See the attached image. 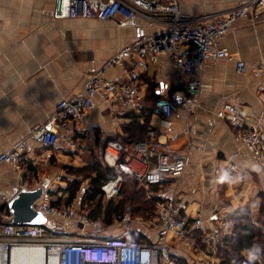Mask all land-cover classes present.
Wrapping results in <instances>:
<instances>
[{
    "label": "crops",
    "instance_id": "obj_1",
    "mask_svg": "<svg viewBox=\"0 0 264 264\" xmlns=\"http://www.w3.org/2000/svg\"><path fill=\"white\" fill-rule=\"evenodd\" d=\"M240 1L178 0V3L184 16L198 17L227 11ZM53 5L54 0H0V153L27 139L31 129L43 124L60 100L85 85L88 75L102 71L106 79H126L128 64L103 68L117 51L139 36L162 32L160 27L139 18L124 25L115 20H55ZM219 46L248 65L264 62V13L257 21L239 20L219 41ZM203 81L201 106L193 113L178 110L166 119L153 112L150 123L162 129L168 120L171 130L180 134L173 147L189 159L177 193L183 212L192 222L200 209L206 217L219 210L232 223V213L244 208L264 233V215L259 216L264 203V170L243 141L236 138L237 129L232 121L216 116L217 110L233 103L264 122V76L257 77L249 70L240 73L234 62L218 61L207 64ZM140 83L143 103L153 105L156 96L165 97L177 86L178 75L163 54L156 65H149ZM95 102V108L82 121L87 131L73 136L72 147L63 141L53 148L30 143L22 172L8 164L0 165V185L9 195L13 197L22 188L43 187L45 194L51 193L52 202L65 204L70 195L68 187L78 184L72 203L80 210H89L82 206V201L91 179L70 169L86 167L97 160L102 162L107 142L124 140L123 126L132 121L127 115L132 112L104 101L100 95ZM113 111H118V115ZM231 166L236 170L231 171ZM101 219L100 238L128 233L152 242L157 237V231L144 223L134 221L127 228L122 222L126 229L113 227L119 220L111 209H106ZM59 224L63 223L48 217L45 226L52 230ZM64 227L65 231L56 234L57 237H80L93 232L88 227L83 229L77 219ZM198 235L197 232L194 236ZM198 244L202 251L190 247L187 239L177 237L171 241V250L179 264H207L205 245ZM248 252L243 250L244 255ZM253 258L263 264L261 257L254 254Z\"/></svg>",
    "mask_w": 264,
    "mask_h": 264
},
{
    "label": "built area",
    "instance_id": "obj_2",
    "mask_svg": "<svg viewBox=\"0 0 264 264\" xmlns=\"http://www.w3.org/2000/svg\"><path fill=\"white\" fill-rule=\"evenodd\" d=\"M263 13L264 0H242L227 11L198 17L184 16L178 0H54L52 17L55 20H115L124 25L139 18L160 27L162 32L141 35L117 51L103 70L128 64L126 79L112 81L104 78L102 71L88 75L85 85L60 100L47 120L31 129L27 139L16 143L10 151L0 153V165L8 164L22 172L30 143L53 148L63 141L72 147L73 136L87 131L82 121L95 108L98 95L127 113H141L144 109L141 77L163 54L173 63L178 75L177 86L160 98L154 108V113L166 119L178 110L190 114L201 106L203 74L208 63L230 61L240 73L249 70L257 77L264 76L263 61L248 65L219 46V41L239 20L257 21ZM118 113L113 111L114 115ZM216 116L232 121L237 129L236 138L243 141L264 170L262 118L252 117L233 103L217 110ZM179 137L180 134L171 130L170 121L165 120L162 129L151 127L143 142L116 139L107 142L102 151V161L116 172L115 178L101 187L105 199L120 197L125 174L131 175L141 187L159 188L154 194L159 199L156 214L144 222L157 231L155 240L142 242L132 239L128 233L100 238L101 226L90 218L89 210H80L74 203L56 206L48 193L34 204V209L63 224L52 230L45 225H16L9 209L13 197L0 185V264L2 254H5L6 264H13L14 255L15 259L20 258V250L33 253L30 264H40L42 254L44 264H179L171 250V241L177 237L187 239L188 245L198 251H202L198 243H203L206 263L220 264L218 251L231 236L233 225L219 210L211 211L206 217L200 209L192 222L184 214L177 193L189 159L173 147ZM230 170L236 167L231 166ZM74 219L83 229L91 228L92 234L57 237L56 234L65 231L64 224ZM122 222L130 228L134 219L127 213ZM197 232L199 235L195 237ZM239 264L259 263L256 258L245 257Z\"/></svg>",
    "mask_w": 264,
    "mask_h": 264
},
{
    "label": "trees",
    "instance_id": "obj_3",
    "mask_svg": "<svg viewBox=\"0 0 264 264\" xmlns=\"http://www.w3.org/2000/svg\"><path fill=\"white\" fill-rule=\"evenodd\" d=\"M159 99L156 96L153 105H148L144 101V109L139 114L136 112L127 114L132 121L123 126V138L126 142H143L146 140L147 133L152 127L150 125L151 117ZM70 171L77 175H85L91 179L89 190L86 192L85 198L82 201V206L85 205L90 210L89 216L91 219L100 222L102 214L106 209L114 210L115 217L119 221L129 213L126 211H130L132 217L137 212L139 217L145 220H150L155 216L156 204L159 199L154 194L158 193V187L149 189L142 187L137 190L135 188L138 182L131 175L125 174L119 200H107L103 196L101 187L107 181L115 178L116 172L114 169L105 165L103 161L100 162L97 160L86 167L71 168ZM78 189V184L68 187L67 191H69L70 195L65 204H71L73 202ZM128 189L136 190L132 194L135 195L132 196L130 191H126ZM151 193H153V196H151ZM135 203L137 205H134ZM53 204L56 206L62 205V203L56 202H53ZM263 215L264 203L259 211V216L262 217ZM231 220L233 224L232 234L229 238L225 239L218 251L220 264H239L245 257H253L260 247L264 248V233L261 231L262 227L259 228L256 226L254 216L249 211L240 208L232 213ZM130 236L132 239L142 241L134 234ZM245 249L249 250L246 255L243 254V250Z\"/></svg>",
    "mask_w": 264,
    "mask_h": 264
},
{
    "label": "water",
    "instance_id": "obj_4",
    "mask_svg": "<svg viewBox=\"0 0 264 264\" xmlns=\"http://www.w3.org/2000/svg\"><path fill=\"white\" fill-rule=\"evenodd\" d=\"M45 189H20L12 198L9 209L16 225H46L48 216L34 209V204L43 198Z\"/></svg>",
    "mask_w": 264,
    "mask_h": 264
},
{
    "label": "rangeland",
    "instance_id": "obj_5",
    "mask_svg": "<svg viewBox=\"0 0 264 264\" xmlns=\"http://www.w3.org/2000/svg\"><path fill=\"white\" fill-rule=\"evenodd\" d=\"M140 188H142L138 183H137V185H136V188L135 189H140ZM134 189V188H133ZM133 189H128V190H126V191H130V193H131V195L136 191V190H133ZM135 195V194H134ZM134 195H132V196H134ZM138 203V202H137ZM137 203H135L134 205H137ZM126 212H129L130 213V211H126ZM137 215V216H136ZM136 215L133 217V219H134V221L138 224V223H144V222H146L147 220H145V219H141L140 217H139V215H138V213L136 212ZM102 220V219H101ZM261 221H262V219H261ZM101 222V221H100ZM124 224V223H123ZM122 224V220L121 221H115L114 223H113V227H119V229H126L125 228V225H123ZM261 231H262V229H261ZM263 232V231H262ZM246 255V254H245ZM255 255H257V256H259V257H261V259H262V263L264 264V248H262V247H260L259 249H258V252L255 254ZM260 255H262V256H260Z\"/></svg>",
    "mask_w": 264,
    "mask_h": 264
},
{
    "label": "bare ground",
    "instance_id": "obj_6",
    "mask_svg": "<svg viewBox=\"0 0 264 264\" xmlns=\"http://www.w3.org/2000/svg\"><path fill=\"white\" fill-rule=\"evenodd\" d=\"M20 258L15 259V255L13 257L14 261L13 264H30L31 260L33 259V253L26 251V250H20V252L18 253ZM6 257L5 254H2V259H1V264H6L5 262ZM44 254H42L41 258H40V264H44Z\"/></svg>",
    "mask_w": 264,
    "mask_h": 264
}]
</instances>
